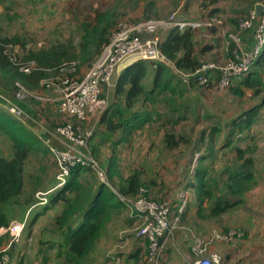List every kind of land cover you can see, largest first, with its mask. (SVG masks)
I'll return each instance as SVG.
<instances>
[{"label":"trees","instance_id":"obj_1","mask_svg":"<svg viewBox=\"0 0 264 264\" xmlns=\"http://www.w3.org/2000/svg\"><path fill=\"white\" fill-rule=\"evenodd\" d=\"M178 1L180 0L176 1V6ZM247 13L248 11L242 13L240 18ZM122 16L124 13H120L117 9L95 10L90 21L74 24V32H71L65 40L59 39L53 32L54 39L51 38L43 44H37L33 40L28 41L18 35H6L0 18V92L12 96L20 86L27 92L43 95L45 82L51 78H82L101 54L118 22L128 20L120 19ZM210 16H218V14L209 12L205 18ZM217 29L220 30L217 27L203 30ZM56 30L57 27L55 32H58ZM199 30L201 29L186 28L178 31L173 28L166 32L165 37L159 43L161 54L183 74L193 73L200 68L206 62L204 57L213 50L211 45L197 47L196 35ZM246 34L252 42V30ZM29 64L33 65L28 72L20 70L21 66ZM263 68L264 46L246 75L235 79L233 83H241L255 90L262 86L259 73ZM147 78H150L149 86L146 85ZM194 86L217 89L211 83L207 86L198 85L191 78L184 81L179 74L163 63L134 62L119 74L113 89V100L99 115L100 137L107 141L118 134L113 142V145L117 146L131 138L135 132L142 131L146 126L147 128L155 126V129L162 135L163 147L167 150L177 148L181 142L187 141L179 136L177 126L186 119L184 114L187 111H193L190 110L188 104L180 100L184 91L187 92ZM258 91H255V94L259 93ZM233 92L241 94V89L234 88ZM258 110V105L249 108L230 122L227 138L229 146L234 143L233 136H236L237 142L242 139L243 134H245L244 139L250 137V129L258 119ZM213 131L219 132V129ZM0 132L9 139L11 150L10 156H0V228H6L13 220L9 216V210L14 207H23L26 211L38 202L33 196L21 199L24 192L23 175L26 162L34 151L44 154H50V152L44 145L43 139H40L42 132L41 135L32 133L21 126L17 120L5 117L1 110ZM40 142L45 147L42 148ZM89 151L93 155L90 148ZM256 151L255 145L245 147L234 145L232 147L234 159L216 173L211 168L215 161L213 148L207 147L197 157L196 164L189 174L190 180L185 188L192 190L196 199L192 202L188 196H185V206L179 214L180 222L191 220L190 222L196 226L194 234L198 232L207 234L212 230H217L201 229L199 225L206 221L216 220L226 212L244 204L246 193L256 184ZM108 165L106 167L100 164L105 170L108 184L102 182L90 168L77 165L70 169L63 186L56 187V180L55 186L45 193V196L54 194L42 206L53 205L57 208V213L48 222L51 230L47 234H41L37 240L36 244L39 247L37 264H98L93 259L97 244L105 235L107 224L120 215L123 208H126L116 193L135 198L140 188L149 191L144 186L142 173L138 170L130 171L131 173L124 178L118 176L121 183L119 189L115 190L113 188L115 181L112 177L119 174V170L114 159ZM88 171L94 174L97 181L94 177L93 179L82 177L81 174H86ZM57 172L56 164V174ZM147 197L155 200L148 193ZM165 199H156V201ZM194 203H196L195 211L187 214L188 209L194 207ZM181 204L182 199L180 198L175 212ZM43 215V211H36L31 223L34 225ZM5 240L6 237L0 236V257L3 253L9 255L10 246L5 250L6 252L4 251L8 245ZM144 241L146 243L144 258L146 263L148 251L147 241ZM9 261L12 264L10 257Z\"/></svg>","mask_w":264,"mask_h":264},{"label":"rangeland","instance_id":"obj_2","mask_svg":"<svg viewBox=\"0 0 264 264\" xmlns=\"http://www.w3.org/2000/svg\"><path fill=\"white\" fill-rule=\"evenodd\" d=\"M177 0H0V18L4 33L9 36L18 35L26 40H33L37 44H43L49 41L53 32L59 39L65 40L66 37L74 32V24L83 21H90L95 10L109 11L117 9L124 13L120 19L128 20H156L168 22L173 16L177 21H184L180 17L179 5ZM205 1L204 0V4ZM222 23L223 18L218 15ZM206 16L201 18L188 19V21H204ZM233 20L240 18L235 16ZM119 19V20H120ZM118 20V19H117ZM57 27L58 32H55ZM204 29V27H200ZM235 30L237 31V23ZM233 32H225V38L230 41L228 35ZM231 51L234 46L230 45ZM211 54V53H210ZM208 54V55H210ZM225 58V57H224ZM207 59V57L205 58ZM211 59V58H210ZM227 61V60H226ZM225 62V61H224ZM222 64V63H220ZM259 76L262 80V86L257 89H249L241 83H233V87L220 90L215 88H203L194 86L189 91H184L180 100L188 104L190 110L184 114L185 120L177 126L179 136L187 140L180 143L172 150H167L162 144V135L155 129L147 128L135 132L127 141L119 143L117 146L113 142L118 134L110 140L100 137L101 129L98 127L99 115L91 117L87 121L78 122L70 116L62 115L58 111L61 83L60 79L51 78L48 86H44L43 95L50 98L49 102H42L28 97L26 94L15 98V104L22 109L23 118H14L7 113L6 109L0 103V110L5 117L11 120H17L21 126L27 128L34 134L46 136L51 128L63 124H71L75 128V136L78 138H87L88 146L96 157L99 164L108 167L111 160L116 161L119 174L112 178L115 181L113 188L119 189L118 176L126 177L130 171L138 170L142 173L144 186L148 188V194L152 199L166 198L170 202L173 216L177 215L176 205L178 199L182 196H188L192 202H195V195L192 190L187 189L189 174L196 164L197 157L204 152L207 147L213 148L215 161L211 165L214 172L218 173L224 165H229L234 159L232 147L236 144L240 147L246 145H255V186L246 193L244 204L236 207L220 218L213 221L203 222L201 229L206 230H224L235 229L242 233V238L237 242L241 245L250 246L254 251L245 249L242 255L246 260L244 264H264V68ZM115 79V76H114ZM112 81L111 87L104 90L102 98L104 99L103 109L113 100V89L116 80ZM146 85H150V78L146 79ZM182 86V84H180ZM239 87L241 94L233 92L234 88ZM259 93L255 94V91ZM16 92V91H15ZM13 94V93H12ZM259 106L256 123L250 129V137L237 142L236 136H233L234 143L227 144L229 124L237 119L245 110ZM102 109V110H103ZM33 112H32V111ZM31 111V112H30ZM219 129V132L213 130ZM46 140V138L44 139ZM203 140V141H201ZM52 144L64 150L65 141L50 140ZM63 142V143H60ZM40 145L45 147L41 142ZM10 141L0 132V156H10ZM56 162L54 157L43 152L32 153L26 162L23 180L24 192L22 200L32 197L35 200L43 198L56 184ZM84 179H95L92 172L81 174ZM44 195L49 198L53 195ZM196 203H194L195 207ZM29 208L25 211L23 207H14L9 210V216L13 219L10 223L25 220L24 230L18 241L12 242L9 248V255L12 264H37V240L41 234H47L51 230L48 222L51 217L57 213V208L53 205L44 207L35 206L27 214ZM43 211L34 225L31 223L33 214L37 211ZM132 215L129 210L123 208L120 215L113 218L106 227L105 240L101 242H110L111 246L108 252L119 253L131 242V238H137V225L132 222ZM185 222L176 224L174 231L180 228ZM1 230V229H0ZM173 231V232H174ZM1 232V231H0ZM0 236L6 237L5 243H9L10 237L7 233ZM236 241V240H235ZM164 248V246H163ZM122 251V250H121ZM99 256L93 254V259L98 263ZM0 264H3L0 262Z\"/></svg>","mask_w":264,"mask_h":264},{"label":"built area","instance_id":"obj_3","mask_svg":"<svg viewBox=\"0 0 264 264\" xmlns=\"http://www.w3.org/2000/svg\"><path fill=\"white\" fill-rule=\"evenodd\" d=\"M211 28L222 29L223 23L219 16H210L204 21H177L173 16L168 22L156 20H140L130 22L122 20L118 22L115 30L111 33L108 43L103 48L85 75L80 78L60 79L62 85L58 110L61 114L70 116L78 122H84L102 112L104 99L102 94L105 89L111 87L116 72L124 69L137 61H150L163 63L179 74L184 81L190 78L198 85L207 86L214 84L217 89L226 90L233 85V81L246 75L250 67L258 58L264 46V5L261 14L258 15L256 9L249 10L248 13L239 18L237 31L228 35L234 49L231 57L222 64L215 62H205L200 68L190 74H183L176 70L174 66L161 54L159 43L170 29L183 31L186 28ZM252 30V45L249 49L243 46L241 35ZM16 52V51H15ZM14 52V53H15ZM33 64L21 66L20 70L28 72ZM48 86V82H45ZM25 94L33 99L42 102L51 101L45 95H38L27 92L19 86V90L12 96L4 95L0 92V103L7 113L14 118H23V112L15 104V98ZM43 143L54 157L58 172L56 174V187L65 184L69 176L70 169L79 165L90 168L102 181L107 183L105 170L101 168L98 161L90 153L87 138L75 136V128L71 124L57 126L50 131H46ZM46 138V140H44ZM51 139L65 141L64 150L52 144ZM148 191L140 188L135 198H128L116 193L119 200L130 211L137 223V236L147 241V264H160L163 253V240L171 236L178 223L179 214L185 206V196H182V204L173 216V212L168 200L156 201L147 197ZM46 195V194H44ZM39 198L27 212L35 206L44 205L47 199ZM25 227V220L10 223L6 228H0L1 234L7 233L10 241L7 250L12 242L19 240ZM242 233L235 229L227 232L212 230L207 234L198 232L193 235L191 252L196 258L193 264H222L220 254L208 252L211 245L215 243H230L240 240ZM6 252V251H5ZM0 262L10 264L9 257L3 253Z\"/></svg>","mask_w":264,"mask_h":264},{"label":"crops","instance_id":"obj_4","mask_svg":"<svg viewBox=\"0 0 264 264\" xmlns=\"http://www.w3.org/2000/svg\"><path fill=\"white\" fill-rule=\"evenodd\" d=\"M204 0H180V17L182 19H193L195 17L201 18L206 16L209 12H214L221 15L223 18V28L220 30H199L197 31L196 41L197 47L200 48L203 45L213 46V50L210 55H206V62L224 63L231 57V49L228 40L225 38V32L235 31L237 20H233L232 17H239L242 13H246L249 10L256 9L257 5H264V0H208L203 3ZM243 46L246 49L251 47L252 42L248 34L244 33L241 36ZM196 47V48H197ZM230 54V55H229ZM225 57V58H224ZM211 58V59H210ZM124 70L120 67L115 74L117 80L119 74ZM32 111V110H31ZM30 111V112H31ZM33 112V111H32ZM39 211V210H37ZM195 211V207L188 209L187 214H191ZM133 219V218H132ZM187 220L183 223L179 229L174 231L171 236L163 240V253L160 259V264H193L195 257L191 252L192 238L196 226ZM135 224L136 221L133 219ZM203 226V224H200ZM103 236L100 242L97 244L96 253L99 256L98 264H146V243L139 238H131V242L123 249L121 248L119 253L108 252L111 246L110 242H101L105 240ZM238 240H234L230 243H215L211 245L208 252H216L220 254L222 258V264H244L243 258L245 249L254 251L247 245H241Z\"/></svg>","mask_w":264,"mask_h":264},{"label":"water","instance_id":"obj_5","mask_svg":"<svg viewBox=\"0 0 264 264\" xmlns=\"http://www.w3.org/2000/svg\"><path fill=\"white\" fill-rule=\"evenodd\" d=\"M256 11H257V14L260 15L261 11H262V6L261 5H257L256 6Z\"/></svg>","mask_w":264,"mask_h":264}]
</instances>
